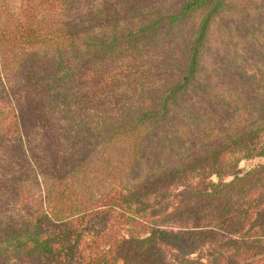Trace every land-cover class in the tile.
Masks as SVG:
<instances>
[{"label":"trees","instance_id":"trees-1","mask_svg":"<svg viewBox=\"0 0 264 264\" xmlns=\"http://www.w3.org/2000/svg\"><path fill=\"white\" fill-rule=\"evenodd\" d=\"M227 4L22 0L7 15L0 264H264V163L240 167L264 159V123L218 134L211 117H195L198 136L178 138L162 160L163 134ZM112 161L136 178L145 163L151 171L129 188L89 190Z\"/></svg>","mask_w":264,"mask_h":264},{"label":"rangeland","instance_id":"rangeland-1","mask_svg":"<svg viewBox=\"0 0 264 264\" xmlns=\"http://www.w3.org/2000/svg\"><path fill=\"white\" fill-rule=\"evenodd\" d=\"M227 3L226 10L210 27L208 49L203 53L195 82L182 100V108L172 114L174 121L163 134L164 165L172 161L168 156L172 146L178 145V138L184 142L190 135L192 139L198 136L199 130L193 126L195 117L203 122L211 117L209 127H215L218 134L230 126L236 128L264 123V0H227ZM21 6L22 0H0V24L7 15L18 14ZM111 33L107 31L105 34L109 36ZM207 103L226 116L221 120L209 114ZM59 131L64 138L72 136L68 135L64 122H59ZM207 136L202 134L199 140L204 143ZM64 143L67 147L68 142ZM261 163L264 159L243 161L240 167L250 170ZM107 166L103 163L91 182L84 181L89 190L102 192L106 185H118L120 180L129 188L135 179H142L151 171V166L145 163L137 171L139 176L136 178L132 174L133 166L120 170L117 161L110 162V169L105 168ZM107 171L110 174L104 173ZM213 180L216 182L217 178L213 177ZM16 208L12 215L17 214Z\"/></svg>","mask_w":264,"mask_h":264}]
</instances>
